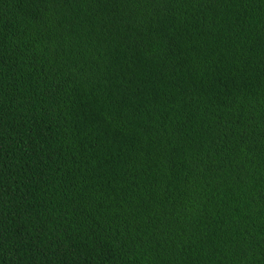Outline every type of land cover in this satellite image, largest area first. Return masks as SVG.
Segmentation results:
<instances>
[{
    "label": "trees",
    "instance_id": "16d2710c",
    "mask_svg": "<svg viewBox=\"0 0 264 264\" xmlns=\"http://www.w3.org/2000/svg\"><path fill=\"white\" fill-rule=\"evenodd\" d=\"M0 264H264V0H0Z\"/></svg>",
    "mask_w": 264,
    "mask_h": 264
}]
</instances>
